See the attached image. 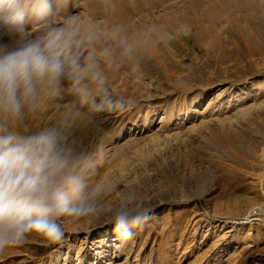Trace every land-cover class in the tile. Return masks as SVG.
<instances>
[{
	"label": "rangeland",
	"instance_id": "374dc122",
	"mask_svg": "<svg viewBox=\"0 0 264 264\" xmlns=\"http://www.w3.org/2000/svg\"><path fill=\"white\" fill-rule=\"evenodd\" d=\"M49 4L57 23L125 28L136 54L117 49L105 71L128 104L91 113L66 93L27 118L67 125L86 180L105 188L102 210L63 221L58 243L0 250V264H264V0ZM129 189L151 219L121 241L107 208Z\"/></svg>",
	"mask_w": 264,
	"mask_h": 264
},
{
	"label": "clouds",
	"instance_id": "9594fccd",
	"mask_svg": "<svg viewBox=\"0 0 264 264\" xmlns=\"http://www.w3.org/2000/svg\"><path fill=\"white\" fill-rule=\"evenodd\" d=\"M49 0H0V250L32 237L58 243L67 219L102 210L105 188L86 180L87 158L67 135V125L31 128L27 118L68 93L91 113H110L128 100L112 90L105 68L116 50L124 58L136 45L121 29H101L80 15L54 22ZM43 21L39 28L29 27ZM84 118L78 110L74 119ZM111 190V189H109ZM152 209L135 189L107 208L121 241L151 219Z\"/></svg>",
	"mask_w": 264,
	"mask_h": 264
},
{
	"label": "bare ground",
	"instance_id": "6f19581e",
	"mask_svg": "<svg viewBox=\"0 0 264 264\" xmlns=\"http://www.w3.org/2000/svg\"><path fill=\"white\" fill-rule=\"evenodd\" d=\"M91 11H92V8H91ZM220 14V13H219ZM218 14V15H219ZM202 15V14H201ZM202 18V17H201ZM247 19V18H246ZM212 21V20H211ZM182 22V21H181ZM202 25V24H201ZM132 26V25H131ZM121 29V35H122V37H125L126 39H128L129 40V38H127V35H126V33H123L124 32V29L125 28H120ZM127 29V28H126ZM129 31H130V29H129ZM159 34V33H158ZM134 36V35H133ZM134 39V38H133ZM142 39V38H141ZM136 43V42H135ZM152 54V53H151ZM256 141V140H255Z\"/></svg>",
	"mask_w": 264,
	"mask_h": 264
}]
</instances>
